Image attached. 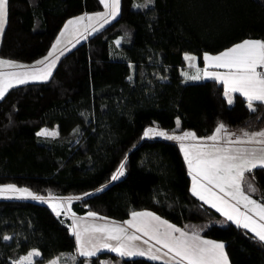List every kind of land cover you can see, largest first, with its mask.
<instances>
[{
	"label": "trees",
	"instance_id": "16d2710c",
	"mask_svg": "<svg viewBox=\"0 0 264 264\" xmlns=\"http://www.w3.org/2000/svg\"><path fill=\"white\" fill-rule=\"evenodd\" d=\"M102 7L101 0H9L0 57L33 63L69 18ZM244 39L264 41V0H120L115 18L62 54L48 79L14 85L0 98V183L55 195L91 191L72 202L75 213L122 221L133 210H150L223 241L229 264H264V242L192 194L179 143L141 137L150 125L196 136L220 123L238 132L263 129L264 107L250 112L237 93L229 104L215 79L181 80L184 53L202 65L203 52ZM42 127H56L57 135H37ZM122 162L124 175L110 181ZM249 182L256 192L248 193ZM242 188L264 203V168L246 172ZM68 222L44 203L0 197V264H14L32 248L40 253L35 264L73 251ZM104 257L166 264L109 251L78 256L76 264Z\"/></svg>",
	"mask_w": 264,
	"mask_h": 264
},
{
	"label": "snow or ice",
	"instance_id": "6c2138e0",
	"mask_svg": "<svg viewBox=\"0 0 264 264\" xmlns=\"http://www.w3.org/2000/svg\"><path fill=\"white\" fill-rule=\"evenodd\" d=\"M109 12L104 15H111L113 18L118 14L120 0H102ZM140 7V5H137ZM9 10V0H0V33L4 31V25L7 23ZM101 14L93 16H80L69 20L61 32L63 37L70 28H78L85 20L102 19ZM108 21L105 19V23ZM103 26V25H101ZM60 39L53 45V51L49 56L53 55ZM119 44V41L116 42ZM185 59L193 61L194 57L186 55ZM48 57L45 58V61ZM45 61L39 63L44 64ZM206 68L204 76L214 78L221 81L225 86V96L227 102L233 103V93H239L247 100V106L250 112L255 113L258 107H264V41L245 40L232 48L225 50L219 55H204ZM0 65L7 67H18L14 62L0 60ZM55 61L45 64V67L39 70H32L23 74L19 73H0V98H3L6 90L14 86L13 81L19 84L27 83L30 79L46 80L51 76L52 67ZM191 66V64H190ZM208 67L222 68L224 72H209ZM187 75V74H185ZM192 80L200 79V75H192L188 77ZM179 127V119L176 121ZM243 137H237L232 140V135L227 132V128L220 123L214 130L213 135L203 140L211 141V144L197 143L186 145L181 143L180 147L184 153L187 162L189 174L192 176V194L197 196L206 204H210L217 211L223 213L229 221H234L238 226L249 229L254 233L259 241L264 242V203H258L251 199L250 195L245 193L242 188L244 183V175L256 168H264V130L248 132L241 130ZM224 133V136H221ZM37 135L55 136L57 133L48 130H41ZM150 135L162 136L170 140L184 141L186 139H197L194 133L184 132L181 136L168 135L163 131H156L148 128L144 136ZM224 141V145H220V141ZM258 144L259 148L236 147L230 145L238 144ZM124 175V164L122 163L117 172L111 177V180H118ZM213 189H218L216 192ZM248 193H254L257 189L249 182L247 185ZM6 193H19L18 198H32L36 200L42 197L34 196L27 189H18L14 185L0 187V195ZM223 194V195H220ZM8 198V197H5ZM230 198V199H229ZM230 201H235L231 203ZM240 205L246 209L245 212L240 210ZM53 210L60 214L58 206L53 205ZM255 213L259 217V223L253 219ZM90 217L95 218L96 213L89 212ZM132 219L125 223L136 232L143 233L162 248L167 249L164 253L165 257H169L166 264H228L227 256L224 252V244L202 239L201 236L193 232L189 235L186 231H182L167 221L162 220L159 216L151 212H132ZM179 233V235H175ZM96 234H101L97 236ZM73 235L78 244V255L90 258L97 254L99 249H108L117 253L119 256H144L145 251L136 248L131 242L139 240L140 237L133 234L129 235L122 226L104 225H86L82 229L79 224H74ZM4 240L11 239L8 236L2 237ZM97 243H93V241ZM109 241H117L114 246ZM147 243V241H145ZM91 245V247H89ZM159 252V249H157ZM40 256L38 251L30 252L23 257L19 264H33V258ZM150 259L159 260L160 255L151 254ZM52 264H59L58 261H52ZM72 264H76V256L72 257Z\"/></svg>",
	"mask_w": 264,
	"mask_h": 264
},
{
	"label": "rangeland",
	"instance_id": "374dc122",
	"mask_svg": "<svg viewBox=\"0 0 264 264\" xmlns=\"http://www.w3.org/2000/svg\"><path fill=\"white\" fill-rule=\"evenodd\" d=\"M102 2V0H101ZM109 3H111V0H109ZM103 7L101 10L99 11H94V12H88L87 14H79L77 16H73L71 18H69L63 25L62 29L60 30V34L61 32L64 30V27H65V24L71 20V19H74V18H77V17H80V16H93V17H96L97 14H101L103 16L102 19H93L92 21H88V20H85L83 23H81L78 28H70L69 31L63 36L61 37L60 34H59V39L60 40H69L70 38H73L75 36H78L80 35L81 33L84 35H88V34H92L93 32L99 30L101 27L105 26L108 22H110L113 17L111 15H104L106 13L109 12V9H106L105 6H104V3H102ZM105 19L108 21L107 23H105ZM103 25V26H101ZM0 37H1V33H0ZM116 41H119V39H117ZM44 57V56H43ZM42 57V59H43ZM0 60H6V61H11V62H14L16 65H18V67H5L3 68L2 70H0V73H19V74H23L25 72H30L32 70H39V69H42L45 67V64H30L28 65L27 63H23V62H18V61H14V60H9V59H3L0 57ZM40 59L36 60L35 62L33 63H37L39 62ZM198 64V63H197ZM188 67L190 68L191 70V66L189 63H187ZM3 65H0V67H2ZM42 79H30L28 80V82H31V81H41ZM13 84L14 85H17L19 83H16L15 81H13ZM156 127V126H155ZM148 128H153V125H150L149 127H147L144 132L142 133V138H164L166 139L165 137H162V136H156V135H150L148 137H145L144 136V133L145 131L148 129ZM155 129L156 131H163L165 133H167L168 135H175V136H181L183 135V133H180V134H175V133H171V132H167L165 130H160L158 128H153ZM41 130H48V131H51V132H55L57 133V130H56V127H42L39 129L38 133L41 131ZM185 132H191L193 133L192 131H185ZM214 133V132H213ZM210 134V135H207V136H196L197 139L193 140V139H186L184 141H179V143H184L186 145H191V144H197V143H207V144H211L212 142L211 141H207V140H203L201 138H206L208 136H211L213 135ZM221 136H224V133H221ZM232 140H235L237 138V136L235 137H231ZM241 139H245V137H241ZM220 145L223 146L224 145V141L221 140L220 142ZM244 144H239L238 146L236 147H243ZM230 146H234V145H230ZM181 149V147H180ZM183 156H184V153L183 151L181 150ZM123 163V162H122ZM121 163V164H122ZM120 164V165H121ZM120 165L117 167V169L115 170L114 173L117 172L118 168L120 167ZM113 173V174H114ZM112 177V176H111ZM110 181H113L110 179ZM109 181V182H110ZM109 182L99 186L97 189L95 190H99V189H102L103 187H105ZM7 185H14L16 188L18 189H27L28 191H30L31 193H33L34 196H39V197H42V199L40 200H36V199H32V198H19V199H29V200H33V201H37V202H41V203H44L46 204L55 214H57L56 211L53 210V205H57L58 206V211L60 212L59 215H62L64 218H66L69 222H68V225H69V230L71 231V233H73V227H74V224L78 223L79 224V227L82 229L84 226L86 225H104V224H109L110 221H118V220H114L110 217H107V216H103V215H99L96 213V217L93 218V217H90L88 215L89 212H92V211H89L87 213H84V214H77L73 211L72 209V202L78 198H80L81 196H83L84 194H88L90 193L91 191H86L84 193H78V194H73V193H70V194H65V195H55V194H52V193H48V192H36V191H32L31 189H29L28 187H25V186H19V185H16V184H13V183H0V187H3V186H7ZM246 193V192H245ZM248 194V193H246ZM249 195V194H248ZM0 197H8V198H18L19 197V193H16V194H12V193H6L4 195H0ZM251 197V196H250ZM95 213V212H93ZM249 215H252L253 219L259 223V217L255 214V213H249ZM197 233V232H196ZM199 234V233H198ZM97 236L101 235V234H96ZM76 239V238H75ZM93 243H97V241H93ZM108 243L112 244V245H116L117 244V241H109ZM136 248H139L143 251H145V255L142 256V257H145V258H149L150 257V253H148L147 250H145L144 248L142 247H139L138 244H135L134 242H131ZM89 247H91V245H89ZM78 244H77V241H76V248L73 250V251H63L51 258H49L48 260H46L45 262H43L42 264H52V261H58L59 264H67V262H71L72 261V257L73 256H76L78 257ZM33 251H38L37 249L35 248H32V249H29L26 253L22 254L17 260L14 261V264H19V261L25 257L26 255H28L30 252H33ZM101 251H109V252H112L108 249H99L97 251V253L101 252ZM116 255H118L117 253L115 252H112ZM119 258H124V257H129V256H124V257H121L118 255ZM132 257H135V256H132ZM35 258H33V264H35ZM86 258V257H85ZM91 258V257H90ZM86 259H89V258H86ZM101 264H120L118 260H113L109 257H104L101 259Z\"/></svg>",
	"mask_w": 264,
	"mask_h": 264
},
{
	"label": "crops",
	"instance_id": "0c3cea01",
	"mask_svg": "<svg viewBox=\"0 0 264 264\" xmlns=\"http://www.w3.org/2000/svg\"><path fill=\"white\" fill-rule=\"evenodd\" d=\"M83 14H87V13H83ZM86 35H87V34H86ZM86 35H84V33H83V34L81 33V34L78 35V36H75V37H73V38H70L69 40H65V41L60 40V43L58 44L56 50L53 52V55H52V56H49V53L53 51V45L56 44V42H57V40H58V38H59V37H58V38L56 39V41L53 43V45L51 46V48L49 49L48 53L43 57V59L40 58L39 62H40V61H45V58L48 57V60H46L45 63L47 62V64H48V63H50V62L53 61V60H54L55 63H56L57 60H58V58H59L62 54H64L65 52H67L69 49H71V48H72L77 42L81 41V40L83 39V37H86ZM245 40H259V39H244V40H242V41H240V42H238V43L232 45L231 47H229V48H227V49H224V50H222V51H220V52H217V53L203 52V53H202V61H203L202 65H198V64H197V58H196V56H195L194 54H192V53H184L183 57H184V60H185V65H184V67H183L182 70H181V80H182V81H199V80H205V79H214V78L205 77V76L203 75V74H204V71H205V68H206V63H205V61H204V55H205V54H209V55H213V56H215V55H219L220 53L224 52L225 50H228V49L232 48L233 46H235V45H237V44H239V43H241V42H243V41H245ZM260 41H261V40H260ZM186 55H191V56H193V57H194V60L191 61V62L188 61L187 59H185V56H186ZM39 62H37V63H29L28 65H30V64H39ZM187 63L191 64V70H190V68L188 67ZM5 67H6V66H2V67H0V70H2V69L5 68ZM52 68H53V67H52ZM257 70L260 71V68H258ZM207 71H209V72H224V71H226V70H225V69H222V68L208 67V68H207ZM185 74H187V75H185ZM196 74H199L201 78H200V79H197V80H192V79H189V78H188L189 76L196 75ZM215 80H216V79H215ZM217 81H218V80H217ZM220 82H221V81H220ZM222 84H223V83H222ZM223 87H224V93H225V90H226V89H225V86L223 85ZM234 94H236V93H233L232 96H233ZM237 94H239V93H237ZM241 96H242V95H241ZM226 97H227V96H226ZM243 97H244V96H243ZM244 98H245V97H244ZM227 99H228V98H227ZM245 99H246V98H245ZM261 130H264V128H263V129H260V130H257V131H261ZM213 132H214V131H213ZM227 132H228L229 134H234V135H232V137H235V136L240 137V138L243 137L242 132L233 131V130H228V129H227ZM250 133H251V132H250ZM211 134H212V133H211ZM175 141L178 142V140H175ZM178 143H179V142H178ZM179 145H181V143H179ZM238 145H239V144H238ZM238 145H234V146H238ZM243 147H246V148H259V147H261V145H258V144H254V143H252V144H244ZM187 167H188V166H187ZM188 170H189V169H188ZM190 187L192 188V176H191V175H190ZM213 190L216 191V192L219 191L218 189H213ZM220 195H223V194H220ZM229 199H230V198H229ZM251 199H253V198L251 197ZM254 200H255V199H254ZM230 202H231V203H235V201H230ZM209 205H210V204H209ZM210 206H211V205H210ZM215 209H216V208H215ZM216 210H217V209H216ZM240 210H241L242 212H245V211H246V209L243 207V205H240ZM132 212H151V213H153L154 215L159 216V215H157L156 213H154V212H152V211H150V210H146V209L133 210V211L129 212L128 216H127L126 218H124L122 221H110V223L107 224V225L112 226V227H115V226H122V227H124L129 235H133V234H135V235H137V236L140 237L139 240L133 241L135 244H138L139 247L144 248V249L147 250L148 253H150V254L160 255V256H161V259H159L158 261H162V262H166V261H168L169 257H165V256H164V253L167 251V249L162 248L161 245L156 244L154 240L150 239L148 236L143 235V233L136 232V231H135V228L129 227V226L125 223L126 221H129V220L132 219V215H131ZM219 212H220V211H219ZM220 213L223 215L222 212H220ZM248 214H249V213H248ZM223 216H224V215H223ZM159 217H160L162 220L167 221L169 224H171V225H173V226H175V227H177V228H180L182 231H186L189 235H191V234L193 233V232H190V231L185 230V229L182 228V227L177 226L176 224L170 222V221L167 220L166 218H163V217H161V216H159ZM224 217H226V216H224ZM226 218H227V217H226ZM255 220H256V219H255ZM233 222H234V221H233ZM175 235H179V233H176ZM199 235H200V234H199ZM200 236H201L202 239H207V240H211V241H214V242H219V243H223V244H224L223 241L215 240V239H211V238H208V237H205V236H202V235H200ZM145 241H147V243H145ZM157 249H159V252H157ZM224 252H225V249H224ZM225 254H226V253H225ZM226 256H227V255H226ZM148 259H150V258H148ZM227 260H228V257H227ZM228 264H229V260H228Z\"/></svg>",
	"mask_w": 264,
	"mask_h": 264
},
{
	"label": "built area",
	"instance_id": "2783aa9c",
	"mask_svg": "<svg viewBox=\"0 0 264 264\" xmlns=\"http://www.w3.org/2000/svg\"><path fill=\"white\" fill-rule=\"evenodd\" d=\"M260 71H264V69H260Z\"/></svg>",
	"mask_w": 264,
	"mask_h": 264
}]
</instances>
